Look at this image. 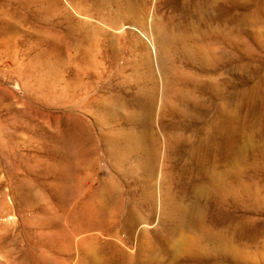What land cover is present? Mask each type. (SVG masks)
I'll return each instance as SVG.
<instances>
[{
    "label": "rangeland",
    "instance_id": "rangeland-1",
    "mask_svg": "<svg viewBox=\"0 0 264 264\" xmlns=\"http://www.w3.org/2000/svg\"><path fill=\"white\" fill-rule=\"evenodd\" d=\"M17 2L13 0L12 7H17ZM75 2L79 0H33L22 22L21 12L19 16H5L21 28L15 36L21 43L18 57L37 52L38 37L47 34L39 25L47 11L59 18L60 12L68 9L76 18L99 22L74 12ZM147 7L148 12L140 8L123 12L117 24L94 27L115 35V53L111 54V46L102 35L105 65L96 71L100 84L97 82L95 88L90 84L89 90L94 95L115 86L114 90L126 95L128 108L122 112L108 104L90 113L83 108V101L81 108L76 106L96 137L92 155L97 158L94 170L98 171L93 181L88 180L91 183L81 177V264H264V0H149ZM221 12L223 22L218 19ZM116 25H123V29L119 31ZM219 26L226 29L222 42L217 34ZM207 27L212 31L200 34V42L204 45L209 37L213 38V56L218 50L226 55L223 68L216 58L213 67L204 63L208 61L204 51L187 36L192 29ZM4 29L0 23V30ZM28 44L32 49L26 48ZM192 50L197 52L194 58L190 57ZM61 54L64 56L66 51ZM3 56L0 135L8 128V133L13 132L17 126L16 131L25 134L37 132L40 127L48 129L54 122L53 115L67 111L70 103L60 107L28 96L18 75L8 76L13 58ZM146 57L157 82L156 110L166 85V74L162 80L159 70L163 59L167 70H173L174 64L184 72L180 74L194 78L191 87L188 84L179 88L184 98L196 99L186 114L181 108H187V102L178 100L175 103L180 109L175 117L168 115L162 120L159 114L153 116L148 134L154 135L158 150L156 164L149 169L143 167L140 153L125 152L121 159L124 142L117 148L110 140L117 122L124 130L138 128L126 112L133 111L131 103L137 102L132 97L143 98L150 85ZM68 59L65 56L66 78L71 80L81 72L85 79L83 68ZM217 86L221 89L219 96ZM184 115L189 120L185 121ZM173 121L178 124L175 135L185 143L165 148L167 131L163 128ZM106 146L114 149L112 159ZM164 151L169 158L163 157ZM110 175L118 192L111 201L117 203L120 197L123 200L122 206L117 203L113 211L111 201L105 205L100 196L89 199L100 179ZM85 201L89 204H83Z\"/></svg>",
    "mask_w": 264,
    "mask_h": 264
},
{
    "label": "bare ground",
    "instance_id": "bare-ground-1",
    "mask_svg": "<svg viewBox=\"0 0 264 264\" xmlns=\"http://www.w3.org/2000/svg\"><path fill=\"white\" fill-rule=\"evenodd\" d=\"M12 1L0 2L2 5L0 23L5 25V29L0 30V37L5 35L4 39H0V58L3 55L13 58L8 76L18 75L28 96L35 95L49 105L60 107H68L70 103L71 108L53 115L54 122L47 125L48 129L40 127L37 132L25 134L21 131L17 132L19 128L17 126L14 127L13 132L8 133V128L7 133L0 135V264H81V190L84 183L81 177H84L85 182L91 183L88 180L93 181L98 171L94 170L97 158L92 155L96 150L94 145L96 137L81 114L77 113L76 106L79 105L81 108V101H83V108H87L90 113L93 108L100 106L104 108L109 106L108 104L117 109L120 108L122 112L124 108H128L126 95L114 90L115 86H109V90H103L99 94L93 95L90 91L92 89L90 84H93L95 88L100 81V78L97 80L99 76L96 71L105 65L102 58L107 53L103 51L102 35L104 40H108L109 47L111 46V54L115 53L113 45L115 35L111 33L109 36L107 29L95 30L94 27L102 29L106 24H117L123 12L135 11L138 8L148 12L149 0H128L126 5H123L126 0H79L73 4L74 12L97 18L99 22L96 24L76 18L68 9H63L59 18H54L53 13L51 15L47 11L45 17L41 16L42 21L37 19L41 22L39 23L41 29L47 34L38 37L37 52L31 56H24L23 59L18 57L21 43L17 42L18 39L15 37L19 35L21 28L9 22L5 16H19L18 13L21 12L20 22H22L27 18L26 10L33 0H18L17 7H12ZM223 14L218 15L221 22H223ZM63 19L66 22H63ZM116 28L121 31L123 25H116ZM225 30L221 26L217 29L221 42L226 38ZM211 31L212 27L196 28L187 32V36L198 49L202 48L204 51L208 59L204 63L213 67L219 61L220 68H223L226 55L218 50V53L213 56L215 52L213 38L209 37L204 45L200 42V34L209 35ZM30 47L32 49V46L28 44L26 48L30 49ZM65 51L66 54L63 56L61 53ZM196 54V50H192L190 57L194 58ZM65 56H68V60L76 61L75 63L83 68L87 80L81 76V72H78L71 80L66 78ZM215 58L217 62L214 61ZM144 62L147 68L146 73H148L147 81L150 85L143 98H138L136 95L132 97L137 102L131 103L133 111L128 109L126 112L130 119L137 122L138 128L124 130L117 122V126L115 125L112 129L110 140L111 144L117 148L121 142H124V148H122L124 152H118L121 159L125 152L137 155L140 153L143 167L149 169L151 164H156L154 158L158 150L154 135L151 137L148 132L153 116L159 114L162 120L168 115L175 117L180 109L176 101L187 102V108L191 110L196 99L184 98L185 95L180 93L179 88L180 85L189 84L190 86L194 78L191 75L180 74L184 72L178 70L172 61L174 69L167 70L163 59L159 70L162 80L166 74V85L162 94L163 101L156 110L157 82L153 77V66L149 58ZM211 87L213 90V83ZM216 90H220L219 96L221 89L217 86ZM125 91L129 94V90ZM138 106L139 109L136 110ZM49 107L51 109V106ZM187 108H181V112L188 113L189 108L188 110ZM49 114L51 115V112ZM183 117L185 119V115ZM177 125L173 121L168 123L167 128H163L165 132H168L165 134V148L168 145V148L174 149L180 143H185L180 136L175 135L174 127ZM1 126L3 127L2 124ZM168 126L174 131L171 129L168 131ZM105 150L112 159L114 149L106 146ZM163 157L169 158L166 151ZM163 160L162 158V162ZM81 166L84 167L83 171ZM116 193H118L117 185L114 177L110 175L100 179L89 199L100 196L107 205ZM122 201V197L117 200L120 207L123 204ZM88 202L91 203L92 200ZM89 203L85 201L83 204ZM117 203L113 200L110 202L111 211L118 207ZM105 210L106 208L103 207L102 211ZM88 211L94 212L92 209Z\"/></svg>",
    "mask_w": 264,
    "mask_h": 264
}]
</instances>
